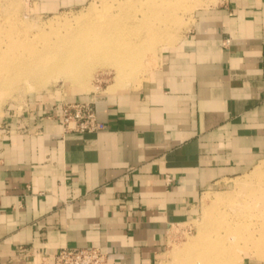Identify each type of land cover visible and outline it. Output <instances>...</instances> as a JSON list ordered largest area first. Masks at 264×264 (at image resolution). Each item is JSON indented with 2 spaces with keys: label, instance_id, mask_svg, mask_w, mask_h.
Masks as SVG:
<instances>
[{
  "label": "crops",
  "instance_id": "obj_1",
  "mask_svg": "<svg viewBox=\"0 0 264 264\" xmlns=\"http://www.w3.org/2000/svg\"><path fill=\"white\" fill-rule=\"evenodd\" d=\"M27 1L57 14L93 0ZM198 1L139 86L96 95L104 129L65 133L54 104L0 117V264H54L66 246L157 264L206 195L264 169V0ZM258 251L243 264H264Z\"/></svg>",
  "mask_w": 264,
  "mask_h": 264
},
{
  "label": "rangeland",
  "instance_id": "obj_2",
  "mask_svg": "<svg viewBox=\"0 0 264 264\" xmlns=\"http://www.w3.org/2000/svg\"><path fill=\"white\" fill-rule=\"evenodd\" d=\"M156 1L160 4L159 2L168 0ZM172 1L177 3V0L170 2L172 3ZM178 1L180 2L177 4L181 3L182 6L177 5L178 8H175V20L172 18V21L175 22H170V19L163 26L154 20L158 33L155 35L158 36V39L148 47L144 62L134 66L132 74L129 75L123 88L139 86L151 70L157 66L160 47L167 42L175 41L190 25L193 10L199 1ZM142 4L143 7H141ZM145 6V2L141 3L138 0H93L81 8L68 9L57 14H38L27 0H0V31L3 30L0 33V45L4 46L5 43L14 41V43L22 45L19 52L26 53L32 49L31 43L48 47L50 43L69 37L72 31H76L96 12L101 15V19L103 16L110 15H119L123 18L124 13L140 15L142 9H147ZM16 33L19 35L17 36ZM60 52L62 49L57 51V53ZM71 58L73 57L71 56ZM90 63L91 65L86 64V66H90L89 73L82 75L81 72L75 76L72 71L66 69L69 68V63L66 62L64 68L61 66V60H57L54 63L56 64L55 69L45 71L39 77L36 75L34 78H24L8 83L6 90L0 94V117L8 116L9 121L19 119L23 122L32 112L44 108V106L75 102L72 99L82 95L90 97L86 101H95L98 93L118 89L115 87L119 73L113 64L106 61ZM251 177L247 181L250 182L249 185L246 186L245 183L243 192L233 193L228 197L219 195L212 200L211 197L206 196L208 199L204 202V211H206L202 215L188 222L173 225L170 229L168 249L159 257L157 264H180L189 252L194 253L200 250L202 245H200V235L208 231L210 233L212 231V234L215 235L213 228L217 218L232 223V230L229 228L225 241L230 251L239 255L229 259L228 264H243L246 258L242 254L246 248L255 249L258 253L262 247L263 255L260 258L264 259V191L254 195L249 194V190L258 187L257 183L262 181L264 176H259L262 179ZM222 198H226V200L224 199V201ZM215 200L216 202L222 201L215 205L213 204ZM211 210L213 211L211 212Z\"/></svg>",
  "mask_w": 264,
  "mask_h": 264
},
{
  "label": "bare ground",
  "instance_id": "obj_3",
  "mask_svg": "<svg viewBox=\"0 0 264 264\" xmlns=\"http://www.w3.org/2000/svg\"><path fill=\"white\" fill-rule=\"evenodd\" d=\"M138 1L145 2V7H147V9H142L140 15H137V13L126 15L124 13L123 18L119 15H110L103 16V19H101V15L96 12L76 31H72L69 37L50 43L48 47L31 43L32 49L26 53H21L19 50L22 45L14 43V41H9L4 46L0 45V94H3L10 82H17L24 78H34L36 75L39 77L45 71L55 69L56 64L54 63L57 60H61V66L64 68L66 62L69 63V68L66 69L72 71L75 76L81 72L82 75L89 73L90 66H86V64L91 65L90 62H109L116 67L117 73H119L115 88L124 87L123 85L127 82L129 75L132 74L134 66L144 62L148 47L152 46L158 39V36L155 35L158 33L156 32L154 20H157L156 22H159L160 25L163 24V26L170 19V22L172 18L175 20L174 11L175 8H178L177 5L179 4L177 3L180 2L178 0L177 3L172 1L174 3L172 4L171 0H168L161 1L158 4L156 0ZM183 2H186V0ZM179 6H182L181 3ZM141 7H143V4ZM1 31L3 30L1 29ZM58 48L62 49V52L57 53L60 50ZM10 52L13 53L10 54ZM70 58L72 59L71 62ZM263 172L262 168H257L251 178L264 176ZM245 183L239 184V188L234 194L241 192V189L244 190ZM257 184L258 187L250 189L249 194L254 195L264 191V179ZM206 196L210 198L209 194ZM224 199L226 200V198ZM219 201L222 200L217 202ZM217 202L215 200L213 204L216 205ZM212 216L214 217V215ZM213 217V220L216 219V217ZM206 219L208 220V218ZM215 221L216 224L213 228L215 235L212 234V231L200 235L201 249L194 253L189 252L180 264H228L229 259L239 255L232 250L230 251L225 241L229 228L232 230V223L222 219L218 220V218ZM260 230L262 229L260 228Z\"/></svg>",
  "mask_w": 264,
  "mask_h": 264
},
{
  "label": "built area",
  "instance_id": "obj_4",
  "mask_svg": "<svg viewBox=\"0 0 264 264\" xmlns=\"http://www.w3.org/2000/svg\"><path fill=\"white\" fill-rule=\"evenodd\" d=\"M95 101L66 102L62 105L65 133L97 132L106 126L98 120ZM54 264H108V254L98 246L63 247L55 255Z\"/></svg>",
  "mask_w": 264,
  "mask_h": 264
}]
</instances>
